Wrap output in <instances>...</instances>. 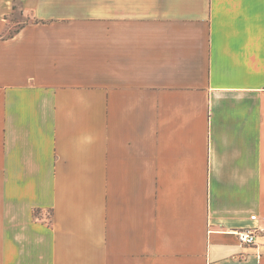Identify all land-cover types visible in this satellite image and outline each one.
<instances>
[{
    "label": "crops",
    "instance_id": "crops-1",
    "mask_svg": "<svg viewBox=\"0 0 264 264\" xmlns=\"http://www.w3.org/2000/svg\"><path fill=\"white\" fill-rule=\"evenodd\" d=\"M29 2L0 15V264H264V0Z\"/></svg>",
    "mask_w": 264,
    "mask_h": 264
},
{
    "label": "rangeland",
    "instance_id": "rangeland-1",
    "mask_svg": "<svg viewBox=\"0 0 264 264\" xmlns=\"http://www.w3.org/2000/svg\"><path fill=\"white\" fill-rule=\"evenodd\" d=\"M29 0H0V15H4L5 22L10 23L11 28L3 33L2 38H7L9 34L23 27L25 22L30 21L29 12L31 9Z\"/></svg>",
    "mask_w": 264,
    "mask_h": 264
},
{
    "label": "built area",
    "instance_id": "built-area-1",
    "mask_svg": "<svg viewBox=\"0 0 264 264\" xmlns=\"http://www.w3.org/2000/svg\"><path fill=\"white\" fill-rule=\"evenodd\" d=\"M239 238L242 243L245 244H256V233L255 231H244L239 234Z\"/></svg>",
    "mask_w": 264,
    "mask_h": 264
},
{
    "label": "trees",
    "instance_id": "trees-1",
    "mask_svg": "<svg viewBox=\"0 0 264 264\" xmlns=\"http://www.w3.org/2000/svg\"><path fill=\"white\" fill-rule=\"evenodd\" d=\"M34 214H35V216H38V215L40 214V210H36V211L34 212Z\"/></svg>",
    "mask_w": 264,
    "mask_h": 264
}]
</instances>
